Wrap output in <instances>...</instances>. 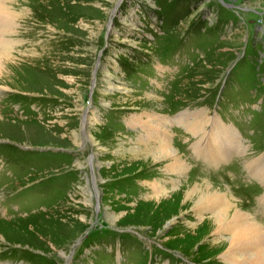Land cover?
Masks as SVG:
<instances>
[{
    "label": "rangeland",
    "instance_id": "obj_1",
    "mask_svg": "<svg viewBox=\"0 0 264 264\" xmlns=\"http://www.w3.org/2000/svg\"><path fill=\"white\" fill-rule=\"evenodd\" d=\"M11 8L23 12L0 78V264H223L184 196L201 182L264 226L244 209L257 193L263 205L245 164L264 160V0ZM153 117L148 130L136 125ZM190 121L206 136L233 127L236 151L205 160ZM143 137L170 142L185 172L141 155ZM155 182L168 197L153 199Z\"/></svg>",
    "mask_w": 264,
    "mask_h": 264
},
{
    "label": "bare ground",
    "instance_id": "obj_2",
    "mask_svg": "<svg viewBox=\"0 0 264 264\" xmlns=\"http://www.w3.org/2000/svg\"><path fill=\"white\" fill-rule=\"evenodd\" d=\"M13 12L18 16L20 15V12L22 15L23 11L21 10L19 13H16L13 10ZM27 16L28 15L25 14V23L29 20L26 18ZM22 36L23 35L21 34V37ZM21 40L22 38L19 39V42ZM14 61L16 60L13 59L12 62L5 61L0 64V78L9 73V68L13 66ZM151 120L152 123H148L142 119H139L138 123L134 124L137 126L140 125L143 127V130H148L150 126L155 124L156 118L153 117ZM215 122L217 121L215 120ZM186 125H188L189 130H191L193 133L200 132L201 135L197 150H199L200 154L205 153V160L214 163L215 161L220 160V158L222 159L223 157L227 156L228 152L236 151L233 144L237 142L239 137H237V132L233 127L222 125L223 129H221L219 132L213 131L214 133L210 132L206 136L205 134L207 131L205 129H200L198 121H190L187 122ZM202 126H204V124H202ZM159 130L163 131L162 129ZM152 134L160 137V135L156 132H153ZM234 134L235 137H233ZM162 136H164V131ZM215 138L220 144H222V146L225 145V147L223 146L224 148L217 149L213 147L212 144L210 145V141L214 142ZM163 140L164 137H162L159 141ZM205 142H207V146L209 148L205 147ZM138 144L143 146L139 148V153H141V155L150 153L152 154L153 159H159L163 157V159H165L167 162L166 167H168V171H176L178 173L185 172V163L183 162V159H181L180 154H178L177 150L170 142L164 140L161 144H156V146H153L152 144H149L143 137L142 139L139 138ZM236 145L237 148L238 146H242L240 142ZM230 147H232L233 150H231ZM226 149L230 151L226 152ZM135 150L137 151L138 148L134 149V151ZM245 167H247L251 173L256 175L262 181L264 186V160L261 158L252 160L249 163H246ZM200 185L195 184V186H191L192 189L188 190L184 196L191 201L192 209L196 212L197 218L201 219L203 217V219H201V223H199L196 227L199 226L200 228H198V231L202 230V232L207 229L208 235L212 237V242H214L212 246L214 247L215 251H218L219 258L222 263L264 264V226L248 217L249 213L247 214L246 212L242 211L238 204L226 198L225 194L220 192L219 189H216L215 186H213L215 188L214 190H210V184L201 182ZM153 190V199L160 200L168 197L166 189L160 182L153 183ZM260 200H263L264 205V194L261 196ZM204 214L205 216H202ZM198 237H200V235Z\"/></svg>",
    "mask_w": 264,
    "mask_h": 264
},
{
    "label": "clouds",
    "instance_id": "obj_3",
    "mask_svg": "<svg viewBox=\"0 0 264 264\" xmlns=\"http://www.w3.org/2000/svg\"><path fill=\"white\" fill-rule=\"evenodd\" d=\"M12 0H0V64L12 62L17 48L18 16L11 8Z\"/></svg>",
    "mask_w": 264,
    "mask_h": 264
},
{
    "label": "water",
    "instance_id": "obj_4",
    "mask_svg": "<svg viewBox=\"0 0 264 264\" xmlns=\"http://www.w3.org/2000/svg\"><path fill=\"white\" fill-rule=\"evenodd\" d=\"M113 12H114V10H112V11L110 12V16H109V18L112 16ZM106 29H107V28H106Z\"/></svg>",
    "mask_w": 264,
    "mask_h": 264
}]
</instances>
